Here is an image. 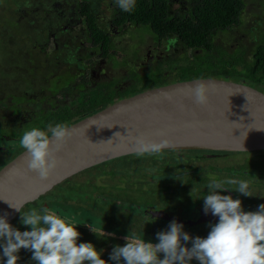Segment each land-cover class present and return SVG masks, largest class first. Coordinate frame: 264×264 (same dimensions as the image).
<instances>
[{
  "label": "flooded vegetation",
  "instance_id": "1",
  "mask_svg": "<svg viewBox=\"0 0 264 264\" xmlns=\"http://www.w3.org/2000/svg\"><path fill=\"white\" fill-rule=\"evenodd\" d=\"M30 1L24 0V3L21 2V4L17 2L19 9L22 10V16L21 20L17 21L16 26H21L25 33L22 36V33L19 34L15 31V35H13L12 32L7 30L10 39L7 41L5 39V44H3L6 45L10 41L14 45L18 44L13 50L20 56L23 64L17 67L23 71H21L18 78L9 80V82L16 83L15 88L20 92V102H15L11 95H7V92L1 91L0 88V169L24 151L19 144L21 135L13 132L16 128L21 129L22 126L29 123L32 124L30 128L40 127L42 129L47 128L48 122L55 125L54 122L58 121V110L61 109L66 112L75 110L77 105L74 102L82 94L86 95L93 91H101L103 95L112 97V103H114L149 88L172 83L168 80L176 74H167L168 69L178 72V66L182 67L196 61L193 55L197 50L186 49L179 44L176 38L162 37L154 32V36H148V38L152 37L153 43L152 45L149 43L151 46L143 55L140 51L147 42L133 49L127 48L130 43L125 49L124 46L119 49L114 35L118 32L128 31L127 33L131 38L130 35L133 30L141 26L130 21L121 25L116 24L117 4L115 0H35L36 4L32 10L28 9V6L32 7L33 4ZM50 1L52 7L48 4ZM169 1L172 8L175 9L182 5H180L181 0ZM82 5H86L95 16L94 23L97 32L101 33L102 38L104 36L109 38V49H105L102 41L96 43L92 36L93 22L91 23L89 16L83 13ZM102 6L110 12L109 19H104L101 16L100 9ZM7 7H10V5ZM23 19L27 20L26 23ZM36 21L43 25L38 26ZM103 21L106 24L105 26H102ZM25 25L26 27L31 26L32 29L35 28L36 35H33V30L27 28L26 31ZM6 27H12V25ZM1 29L4 28L1 26ZM38 34L39 37H37ZM32 36L37 37V41L33 46L31 45ZM44 36H46V39ZM13 37L20 38V40L15 42ZM131 40L133 41V38ZM26 42L30 43L28 48L31 52L24 48ZM51 45L53 46L51 47ZM118 52H120V55ZM126 54L133 55L134 58L132 59L136 61L134 63L135 68L133 71L126 69L125 74H118L119 68L127 67V64L115 65L112 62L113 57H121ZM185 54L189 55V58H186ZM141 57L146 60L141 62ZM127 59L130 58L127 57ZM28 60H33V64H35L34 61L43 62L42 64L46 66L42 67L47 71V79L43 80V82H46L45 85L43 82H27V79L24 80V74L28 72ZM48 75H50V78H48ZM0 82H3L4 85L7 79L0 80ZM54 82H72V84L60 87ZM46 87L48 88L47 94L50 95L49 97L55 98L53 108V104L49 103L47 97L43 96ZM27 98H30V103H27ZM39 104L45 106L46 113L44 112V117L40 113ZM7 110L9 113L3 116ZM28 112L32 114H28ZM34 116L36 117L34 118ZM14 142L18 143V146L11 148L10 144ZM145 156L147 159L144 163L133 164L128 162L126 164L125 168L138 174L134 185L138 180L143 183L163 185L172 179L182 178L178 186L167 187V189H164L165 191L162 190L159 195H155L158 199L157 203L139 204L136 198L126 200V203H130L133 209L142 211V216L139 212L131 214L134 221L138 222L140 218L142 221H151L150 224L145 225L149 231H165L168 229L170 222L176 220L182 223L184 227H188V233L192 237H206L211 230L210 224L218 222L219 218L211 213L206 214L204 200L202 198L194 199L193 196L200 198L206 195L209 191L207 184L210 179L237 178L249 181L253 196H245L232 189H226L221 193L242 200L244 211H256L259 205L264 204V149L233 151L206 148H175V150H172L168 148L164 150L161 156ZM135 157L137 156L132 153L117 157L115 160L120 158L129 160ZM112 160L114 159L93 165L71 175L53 186L38 199L25 204L21 210L28 211L29 208L40 210L46 207L57 211L58 214H62L61 216L67 215L75 223H78L77 228L84 242L94 241L96 248L102 252V258L107 260L108 263L116 264V261L111 260L110 254L115 245L123 246L126 243H119L118 240L126 241L125 237L128 234L121 230L123 228L119 227L118 222L114 228L108 224L110 222V224H115L114 220L120 214H130L129 207L126 208L123 201L118 198V196L123 197L118 192V186L116 185L113 191H91L90 188L88 192L86 188H81L79 183L74 184L70 181L89 169L104 165ZM167 161L171 163L170 170L167 169ZM119 170H122V168H111L108 173L110 177H113V175L118 174ZM89 181L84 177L80 182L89 183ZM63 185H70L71 191L68 198H49L56 187ZM98 188L96 187V189ZM144 192L148 194L155 193L151 189ZM20 214L21 212L9 223L13 224L16 218L20 217ZM107 215H110L111 218L109 223ZM91 223L94 224L100 236L89 228L88 225ZM162 223L164 224L162 225ZM133 225L127 227H133ZM30 229L31 226L26 225L19 228L21 231ZM187 245L191 247V241L187 242ZM29 251L22 248L19 253L25 255L24 261L28 264H36L31 259L32 254H28ZM193 261L199 264V261L195 259Z\"/></svg>",
  "mask_w": 264,
  "mask_h": 264
},
{
  "label": "clouds",
  "instance_id": "2",
  "mask_svg": "<svg viewBox=\"0 0 264 264\" xmlns=\"http://www.w3.org/2000/svg\"><path fill=\"white\" fill-rule=\"evenodd\" d=\"M115 2L125 12L136 6V0ZM210 87L202 78L195 83L191 91L196 104H208ZM165 96L171 99L170 94ZM74 135L75 129L67 123H49L46 129L32 127L23 131L19 144L27 153V168L40 179H47L61 163L58 153ZM132 139L133 154L137 157L161 156L165 149L176 148L170 139L156 141L143 135ZM207 189V194L200 198L192 195L194 188L191 193L194 199L204 200L206 214L219 218L210 224L206 237H192L176 220L170 222L167 230L157 233L158 243L146 241L131 229L125 237L126 243L114 246L111 260L117 264L121 261L123 264H191L193 259L199 264H264V204L256 211H244L242 200L221 194L232 189L253 196L250 182L237 178L210 179ZM10 205L21 212V223L31 229L21 231L9 223L7 216L0 217V241H3L0 259L6 257L4 264H18L22 248L32 252L31 259L36 264H108L93 243H78L81 234L73 219L46 207L22 211ZM88 226L100 236L93 223ZM189 241L191 247L187 245Z\"/></svg>",
  "mask_w": 264,
  "mask_h": 264
},
{
  "label": "water",
  "instance_id": "3",
  "mask_svg": "<svg viewBox=\"0 0 264 264\" xmlns=\"http://www.w3.org/2000/svg\"><path fill=\"white\" fill-rule=\"evenodd\" d=\"M201 78L211 86L207 105L196 104L191 91ZM70 126L75 135L47 179L27 168L25 150L0 169V217L10 222L20 212L10 203L22 209L71 175L132 154L136 136L170 139L176 148L264 149V91L218 77L179 80L118 100Z\"/></svg>",
  "mask_w": 264,
  "mask_h": 264
},
{
  "label": "trees",
  "instance_id": "4",
  "mask_svg": "<svg viewBox=\"0 0 264 264\" xmlns=\"http://www.w3.org/2000/svg\"><path fill=\"white\" fill-rule=\"evenodd\" d=\"M247 3V0H181L182 5L175 9L169 0H136V6L131 12L122 11L116 6L115 23L121 25L130 21L138 26H148L157 35L176 38L186 49L202 50V53H194L197 59L195 63L178 66L177 79H170L169 82L221 77L245 81L264 91V38H261L264 28L258 26L255 32L257 37L253 41H246L249 32L245 30L243 14ZM81 9L93 22L92 36L96 43L102 41L105 49H109L110 40L106 36L102 38L101 33L97 32L93 13L86 5H82ZM233 31L236 34L230 40L229 36L224 38L225 34ZM185 56L189 58V55ZM112 102L113 98L103 95L101 91L82 94L74 102L77 105L75 110H58V121L54 123L69 125Z\"/></svg>",
  "mask_w": 264,
  "mask_h": 264
},
{
  "label": "rangeland",
  "instance_id": "5",
  "mask_svg": "<svg viewBox=\"0 0 264 264\" xmlns=\"http://www.w3.org/2000/svg\"><path fill=\"white\" fill-rule=\"evenodd\" d=\"M247 7L245 9V12L243 14V19L246 21V28L245 30L249 32V34L246 35L247 40L249 41L250 39H252V41L254 40L256 36L255 32L258 31V26H262L264 28V0H260L262 3L259 4V1L257 0H247ZM17 2H19L21 4L24 3V0H0V27L2 26L4 29L0 30V80H4L7 79V82L4 83L0 82V89L1 91H4L5 93L7 92V95H11L13 97V99L15 100V102H20V92H18V90L15 88V82H9L10 79L13 78H18L21 71L20 68H18L19 66H22V62L20 59V56L18 53H16L13 49L15 48V46L17 47V45L12 44V42H8L6 45L4 40L6 39L9 40L10 39V35L7 32V30H9L10 32L13 33V35H15V31L17 33H22L23 36V28L21 26H16L17 21L21 20V16H22V10H20L19 6L17 5ZM32 4L31 6H28V9H33L35 6V0H31L30 1ZM48 4L51 6V1L48 2ZM10 7H7L9 6ZM30 7V8H29ZM52 7V6H51ZM100 13L101 16L106 19H109L110 16V12H108L107 8L102 6V8L100 9ZM24 14V13H23ZM24 23H26V19H23ZM10 24L12 25V27H6V26H10ZM36 24L39 26L42 23H39L38 21H36ZM43 25V24H42ZM105 22L103 21L102 26H105ZM128 26V25H127ZM26 28L25 30L27 31V28L30 30H33V35H36V31L35 28L32 29L31 26H27L25 25ZM242 29L244 28V26L241 27ZM133 29V28H131ZM128 32V31H127ZM127 32H118L114 35V38L116 40V44L119 46V49H121V46H124V49L127 47L128 45V49H133L135 47H140L142 46L144 43L142 48H141V55L145 54L147 49L152 45L153 43V39L152 37L148 38L149 35L154 36V33L152 32V30L148 27V26H141L139 28H136L133 30V33L130 35L131 38H133V41L131 40V38L129 37ZM254 32V33H253ZM29 33V32H28ZM251 33V34H250ZM30 34V33H29ZM236 33L235 31L233 32H229L227 34H225L224 38L226 39V36H229V40L231 39L232 36H234ZM261 38H264V35L261 34ZM37 37H39V34L37 35ZM37 37L32 36V46L34 45V43L37 41ZM44 38L46 39V36H44ZM20 40V38H16L13 37V41L18 42ZM235 40L232 41V44L234 43ZM29 42V41H28ZM26 42L24 45V48H26L29 52H31V50L28 48L30 43ZM258 42V40H257ZM39 43V42H38ZM149 43L151 45H149ZM40 44V43H39ZM53 45H51L52 47ZM174 48V47H173ZM118 49V50H119ZM231 50V49H230ZM121 53H123L121 51ZM196 53H202V50H197ZM118 54L120 55V52H118ZM190 54V52H189ZM133 55L132 54H126L123 55L121 57H113L112 62L116 65V64H127V67H121L119 68V73L118 74H122V73H126V69H129V71H133L135 68V62L132 58ZM145 56V55H144ZM127 57H129L130 59L128 60ZM191 57V56H190ZM205 57V56H204ZM206 58V57H205ZM212 59L213 61H215V59L213 58H209ZM146 59L142 58L140 59L141 62H144ZM195 60H197L195 58ZM29 66L27 68V73L24 74V80L27 79V82H43L44 79H47V71L45 68H42L43 66H45L44 64H42L43 62H37L34 61L35 64H33V60H28ZM45 63V62H44ZM33 64V65H32ZM182 64V63H180ZM18 66V67H17ZM109 67V65H107ZM17 67V69H16ZM46 67V66H45ZM177 73V71L175 70H170L168 69V73L167 74H171V75H175ZM70 76V74H69ZM4 78V79H3ZM48 78H50V75H48ZM171 78V77H169ZM221 78V77H218ZM156 79V78H155ZM177 79V76H172V81H175ZM158 80V79H157ZM20 82V81H19ZM158 82V81H157ZM46 82H43V84L45 85ZM54 84L56 85H60V87L67 85V84H72V82H54ZM47 87L44 89L45 94L43 95L44 97H47V101L49 103H52V108L53 106H55V98H51L49 97L50 95L47 94ZM30 93V92H29ZM48 99H53V100H48ZM31 100L30 98H27V103H30ZM43 105H45L44 103H41ZM41 104L39 109H40V113L42 114V117H44L46 111L44 110L45 106H42ZM50 106V105H49ZM51 107V106H50ZM45 112V113H44ZM9 113V111H5V114L3 116H6ZM28 114H32L31 112H28ZM36 116H34L35 118ZM32 126L31 123L22 126L21 129L16 128L13 132H17V134L21 135L23 133V131H25L26 129H30V127ZM12 132V133H13ZM14 134V133H13ZM18 146V143L14 142L10 144V147H15ZM146 156L143 157H135L133 159H129L127 160L126 158H120V159H114L104 165H100L98 167L89 169L88 171L80 174L78 177H76V179H72L70 181H72L74 184L79 183V185L81 186V188H86V190L89 192L90 188L91 191H104V190H108V191H113L115 189V186H118L119 189V193L122 194L123 197L118 196L119 199H121L123 201V205L127 208L129 207L130 210V214L128 213H124V214H120L117 216V218H115L114 222H116L115 224H110L109 220L110 215H107V221H108V225H110L111 227L114 228V226L118 225L119 227L123 228L121 230H124L123 232L125 234H129L131 229H133L141 238H144L147 241H151V242H159L157 239V233L158 232H153V231H149V229L145 226L146 224H150L151 221L147 220V221H142L141 218L138 219L137 221H134V219H132L131 214H136V213H140V215L142 216V211H138L136 209L132 208V205L126 203V200H132L133 198H136V201L139 204H146V203H157L158 199L155 195H159L160 191H165L164 189H167V187H171V186H178V184L181 182L182 178H178V179H172L171 181H167L165 182L163 185L159 184V183H143L140 180H138L137 183H135V178H137V173H135L134 171H132L131 169L125 168L126 164H128V162H131L133 164H137V163H144L146 162ZM170 164L167 161V169L170 170ZM111 168H122V170H119L118 174L113 175V177H110L109 175V171ZM149 172V171H148ZM151 172V171H150ZM86 178L89 181V183L87 182H80L83 180V178ZM71 182V183H72ZM70 184V183H69ZM113 185V186H112ZM96 187H99L98 189H96ZM153 190L155 193L152 194H148L145 193L144 191H149V190ZM70 185H63L61 187H56V189L49 195V198H68L70 196ZM157 192V193H156ZM164 194V193H163ZM31 208H29L30 210ZM62 215V214H61ZM63 216H67V215H63ZM68 217V216H67ZM134 224V225H133ZM164 223H162L163 225ZM14 228L19 229L21 226H23V224L21 223V214L20 217L18 216L16 218V220L13 222V224H11ZM133 225V227H127V226H131ZM79 231V230H78ZM184 231L188 232V227H184ZM80 232V231H79ZM96 239V238H94ZM119 243L122 242H126V241H121L120 239L118 240ZM3 241H0V245H2ZM78 243H84V239L83 237L80 235L79 239H78ZM91 243L94 244V241H92ZM192 243V242H191ZM28 254H32L31 251L28 252ZM19 257H20V261L18 262V264H28L26 261H24L25 255L18 253ZM161 258H163V254L161 253ZM0 256H2V247H0ZM6 261V257L0 259V264H4V262ZM111 264V263H108ZM117 264V263H116ZM123 264V263H120ZM191 264H197L196 262H194L192 260Z\"/></svg>",
  "mask_w": 264,
  "mask_h": 264
}]
</instances>
